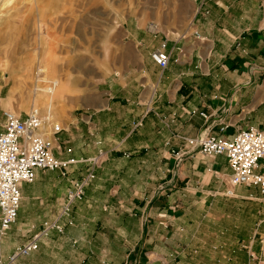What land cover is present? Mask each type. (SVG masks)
<instances>
[{
  "label": "crops",
  "instance_id": "obj_1",
  "mask_svg": "<svg viewBox=\"0 0 264 264\" xmlns=\"http://www.w3.org/2000/svg\"><path fill=\"white\" fill-rule=\"evenodd\" d=\"M52 1L53 27L60 10ZM144 1L84 0L69 10L85 17L86 47L99 39L110 49L109 69L85 98L67 95L55 143L71 148L61 157L102 150V162L72 206V223L41 237L16 264H264L259 187L230 185L223 154H174L189 148L182 137L264 128V0H187L179 31L161 18L144 22L141 8L156 0ZM162 41L164 68L150 57ZM58 83L54 98L66 90ZM6 111L0 106V130ZM70 168L68 176L36 169L31 182L20 183L1 260L57 219L69 179L85 171L83 164Z\"/></svg>",
  "mask_w": 264,
  "mask_h": 264
},
{
  "label": "rangeland",
  "instance_id": "obj_2",
  "mask_svg": "<svg viewBox=\"0 0 264 264\" xmlns=\"http://www.w3.org/2000/svg\"><path fill=\"white\" fill-rule=\"evenodd\" d=\"M83 1L57 0L56 8L60 10V16H54L57 24L52 27L48 22L52 16H47V13L53 12L50 6L52 0H0V106L5 105L20 116L27 113L30 107L39 110L43 107L47 118L60 124L66 115L65 103L70 91L85 98L109 69L106 61L110 49L99 46V39L95 41L98 43L95 47H86L90 33L84 25L85 17L68 15L74 5H82ZM144 2L141 0L142 4ZM145 3L149 4L148 1ZM165 8H171L167 10V17ZM189 9L187 0H156V7L141 8V18L144 22L161 18L164 24L179 31L186 24ZM52 28L58 30L55 38ZM54 44L61 46L55 47ZM52 78L65 82L63 96L54 98L59 90L52 97L53 91H43L47 85L60 89L58 81ZM43 93L50 98H44L41 104L37 100ZM57 145L62 150L61 144Z\"/></svg>",
  "mask_w": 264,
  "mask_h": 264
},
{
  "label": "built area",
  "instance_id": "obj_3",
  "mask_svg": "<svg viewBox=\"0 0 264 264\" xmlns=\"http://www.w3.org/2000/svg\"><path fill=\"white\" fill-rule=\"evenodd\" d=\"M165 46L166 42L162 41L150 53L152 60L161 68L168 62ZM199 114L207 117L203 112ZM61 131L62 126L49 120L47 114L39 109H29L24 116L11 111L4 112V123L0 130V240L16 219L21 198L20 183L31 182L36 169H57L65 175L69 173L70 167L83 164L85 171L79 177L70 178L57 219L44 221L39 231L15 247L5 262L0 259V264H16L19 257L28 255L38 247L41 237L53 230L62 232L65 225L72 223V206L83 198L85 187L94 178L95 169L102 161V150L85 159L61 157L63 153H71V148L64 147L61 150L55 143L56 135ZM182 138L189 148L175 151L178 159L190 151L208 156L225 155L231 169L229 184L257 185L261 211L264 212V128L249 127L237 131L231 137L205 134Z\"/></svg>",
  "mask_w": 264,
  "mask_h": 264
},
{
  "label": "bare ground",
  "instance_id": "obj_4",
  "mask_svg": "<svg viewBox=\"0 0 264 264\" xmlns=\"http://www.w3.org/2000/svg\"><path fill=\"white\" fill-rule=\"evenodd\" d=\"M58 86H56V87H52L51 85H47L44 89H43V91L44 92H52L53 91V93L50 95V97H52L53 95H54V93H57L58 92ZM47 94L45 95V93H43V94H40V99L39 100H37V102L38 101H40V103L42 104V102H44V98L45 99H48V98H50ZM11 112H14V111H11ZM15 113V112H14Z\"/></svg>",
  "mask_w": 264,
  "mask_h": 264
}]
</instances>
